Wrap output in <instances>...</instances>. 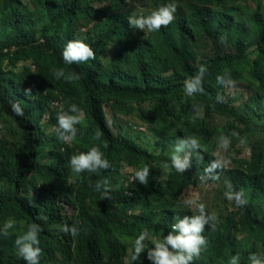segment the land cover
I'll return each mask as SVG.
<instances>
[{
	"label": "trees",
	"instance_id": "1",
	"mask_svg": "<svg viewBox=\"0 0 264 264\" xmlns=\"http://www.w3.org/2000/svg\"><path fill=\"white\" fill-rule=\"evenodd\" d=\"M103 1L102 10H96L94 3ZM171 1L0 0V119L13 122L15 137L14 147L0 139V227L8 219L16 222L7 238L0 236V264H26L14 241L32 223L42 228L40 264H126L123 240H135L145 229L159 240L170 231L174 217L193 214L183 208L156 210L154 204L167 198L176 201L196 187L204 168L217 158L213 141L220 135L238 141L231 137L232 131L249 140L250 156H239L235 166L229 157L231 163L219 173L220 179L211 181L231 182L235 191L244 192L247 204L236 207L233 202L230 207L227 203L223 223L203 234L206 246L192 264H230L237 254L239 264H250L249 254L264 255V135L255 136L258 123L250 121L253 115H241L232 100L225 101L226 87L216 80L225 72L235 82L245 79L253 90L251 100L264 104V6L261 0H244L248 6L243 0H188L187 14L157 32L129 25V17H137L129 8L132 4L161 6ZM195 27L213 43L212 58L199 65L190 60L187 43L188 37H196ZM173 29L179 34L178 42ZM70 40L87 43L95 59L65 64L62 51ZM221 45L230 50L223 51ZM110 46L116 58L106 63L102 55ZM240 61L248 65V78L234 67ZM201 65L207 68L204 91L186 96L184 81L195 76ZM58 69L65 73L60 79L53 75ZM25 89L31 94L26 95ZM10 101H19L23 117L14 115ZM182 101L185 115L176 108ZM73 103L83 109L86 119L76 126V139L63 142L57 137V115ZM147 104H152L155 115L146 113ZM194 105L204 109L199 118ZM108 109L114 123L122 116L141 113L166 132L185 122L184 132L172 140L199 138L203 160L194 155L192 167L184 173L174 169L169 173L163 165L170 163L171 152L166 156L164 148L156 153L126 134L117 135L107 121ZM215 116L225 122L212 124ZM260 117L264 118V112ZM45 124L53 130L48 139ZM96 132L101 133L99 140L94 139ZM92 146L100 147L111 167L76 176L70 169V156ZM144 165L150 167L147 185L121 172L127 166L134 176ZM157 165L163 173L155 169ZM104 177L111 183V199H102L94 190ZM120 180H125L121 186ZM67 207L76 212L74 218L65 214ZM39 215L47 219H36ZM65 225H76L78 234L65 233ZM146 254L147 250L135 264H151Z\"/></svg>",
	"mask_w": 264,
	"mask_h": 264
},
{
	"label": "clouds",
	"instance_id": "2",
	"mask_svg": "<svg viewBox=\"0 0 264 264\" xmlns=\"http://www.w3.org/2000/svg\"><path fill=\"white\" fill-rule=\"evenodd\" d=\"M177 11L175 3H167L161 5L153 10L148 15H141L138 17H129L128 23L134 29L147 30L148 32H157L162 27H167L175 19L174 14ZM221 42H224L225 37H221ZM96 57L93 49L81 40H70L62 51V59L65 64H80L86 63L89 60H94ZM207 68L200 66L195 76L184 81V93L186 96H193L204 91L202 82ZM56 79L65 76L63 69L53 71ZM73 77H67L72 79ZM75 79H79V75L74 74ZM217 83L223 87H227L230 91L235 88V81L231 79L227 72L224 75L216 77ZM25 94L30 95L31 90L25 89ZM217 100L222 102L221 96ZM12 112L17 117L24 116V110L20 106L19 101H10ZM196 118H199V109L194 105ZM86 119V114L83 109L76 104H71L67 111L61 109L57 115V137L63 142H72L76 139L78 128ZM100 132H96L94 139L99 140ZM231 137L238 139L241 146L246 144V139L239 136L236 131L231 132ZM220 154L217 158L212 160L204 168L200 177L201 181L219 180V173L223 171L231 161L222 153L226 152L232 144V139L229 136L220 135L219 138ZM103 147H107L105 143ZM200 140L195 136L183 137L176 140L173 149L170 153V163L165 162L163 167L169 173L174 169L177 173H184L187 169L192 167L193 156L199 160H203L200 154ZM250 154L251 150L248 149ZM70 169L76 176L83 173L93 174L100 170H107L111 167L109 161L105 158L104 153L100 147L92 146L87 152H79L73 154L69 158ZM150 167L144 165L134 172L131 180L138 181L141 185L149 183ZM75 178H73V183ZM227 191L224 193L228 201L234 202L236 207H242L247 204L245 194L243 191H235L231 182H225ZM94 190L101 194L102 199H111V183L107 177L98 180L94 185ZM183 204L194 209L195 214L184 215L182 217H174V222L170 225V231L166 236L154 242L152 248H148L146 258L151 264H192L194 258L199 257L201 251L206 246V239L202 235L205 231V226L211 227L215 230L218 223V216L215 212L208 213L206 205L193 198H186ZM38 220H46L47 217L43 215L37 216ZM14 219H8L2 227H0V236L7 238L9 230L15 226ZM65 233H70L73 237L78 234V227L76 225H65L62 229ZM42 228L37 223H32L27 230L21 235H18L14 241L17 249V254L26 262V264H40L42 249L40 247L39 233ZM149 232L147 229L142 231L139 236L132 242V248L127 258L126 264H135L140 259L141 253L145 251L147 246L145 240L148 239ZM239 254L231 258L230 264H239ZM250 264H264V255L258 253H251L248 256Z\"/></svg>",
	"mask_w": 264,
	"mask_h": 264
},
{
	"label": "rangeland",
	"instance_id": "3",
	"mask_svg": "<svg viewBox=\"0 0 264 264\" xmlns=\"http://www.w3.org/2000/svg\"><path fill=\"white\" fill-rule=\"evenodd\" d=\"M171 3H175L177 5V11L174 14L176 17H183L187 14L188 8L190 6V2L188 0H172ZM242 3L245 6H248V4L243 0ZM106 4L105 1L100 3H94V8L98 11L102 10V7ZM261 6H264V0H261L260 2ZM93 7V4L91 5ZM159 6H152L149 2L144 3L142 5H136L132 4L129 6V8H132L135 10V14L138 16L141 15H148L153 10L158 8ZM82 25V22H80ZM94 25V21L92 20L90 23V26ZM87 27L82 28L81 31H86ZM143 31V30H142ZM196 31V37L190 38L188 37L187 43L190 46L189 51V58L190 60L195 64H202L203 62L207 61L208 58H212L213 49H212V42L206 38V36L203 34V32L195 27ZM173 36L174 39L178 42L179 41V34L176 29H173ZM223 51L227 52L230 50V47L227 45H221ZM253 49V47H252ZM253 54V53H251ZM103 60L108 63L116 58V55L114 54V49L112 46L108 47L103 55ZM254 59V56L252 57ZM235 68H241V71L244 72V75L246 78L249 77L248 72V65L245 61H240L237 63H234ZM253 93V90L251 88H248V82L245 79H242L241 81L235 82V88L233 90H229L226 87V92L224 95L225 101L232 100L233 106L238 108L241 115L246 114L247 112L251 115H253L254 120L250 121H256L258 124H256L255 136L258 135L257 138H260L261 135H264V118L260 117V114L264 112V104H261L257 101L251 100V95ZM213 96V92L210 94ZM180 104L179 107H176L183 115L186 113V108L184 105V102L177 103ZM147 114H153L155 115V110L153 109L152 104L146 105ZM53 110L55 112L57 111V108L53 107ZM200 116L203 115L204 109H199ZM107 121H109V125H113L114 132L119 134H126L128 138H130L133 142L139 143L140 145L144 147H149L150 150L154 152H160L162 149L165 148V155L167 156L173 149V146L175 144V141L172 140L173 136L178 134L179 132H184V128L186 126V123H182V127H175V129L172 132H166L163 129L156 128L155 125L151 124L147 120L143 119L141 117V113L135 114L133 116H122L120 120L117 121V123H114V118L111 116L110 110H107ZM212 124L215 125H221L225 122V119L220 116H215L211 120ZM11 123L13 122L10 119L2 118L0 119V139H7L10 141L11 146L14 147V133L13 129L11 127ZM43 131L45 132L46 136L45 139H48L50 134L52 133V129L50 126L45 124L43 127ZM262 132V133H261ZM261 133V134H260ZM213 148H214V155L217 157L218 154H220L219 149V140L218 138L213 141ZM249 140H246V144L241 146L239 144V141L233 142L229 147V149L226 152H223L222 154L229 159L234 158V166H235V160H239L238 157L243 158H249L250 154L248 152V149L250 147ZM146 147V148H147ZM205 148V147H202ZM209 150V149H208ZM230 160V159H229ZM160 170L162 173L164 172L163 167H160L157 165L155 169ZM122 174L129 179H132L133 177V170L130 167L123 166L121 168ZM226 179H222L219 182H213L211 180L206 181H200L199 184L196 187H191L187 189L181 197L174 201L171 198H167L163 200L162 202L158 204H154V208L156 210H162V209H171V208H183V209H190L186 207L183 204V200L186 198H193L198 200L199 202H202L206 205V210L208 213L215 212L218 216V223L216 225V228L223 223L225 214L227 212V203L230 207H232V201H228L224 193L227 191L225 187ZM120 185L125 183V180H120ZM228 182V181H227ZM193 211V214H195L194 209H191ZM65 214L68 218H74L76 212L72 209L67 207L65 209ZM215 228V229H216ZM209 230H213L211 227L205 226V231L202 233V235L205 232H208ZM158 240L157 238H152L150 235L148 236V239L145 240V245L147 248L145 250H148V248H152L154 242ZM134 240L132 239H125L123 242L126 245V262L127 258L130 254L131 248H132V242ZM49 264V263H46Z\"/></svg>",
	"mask_w": 264,
	"mask_h": 264
}]
</instances>
